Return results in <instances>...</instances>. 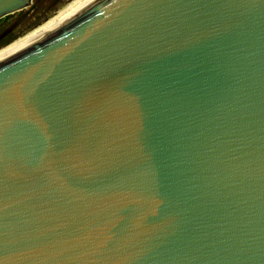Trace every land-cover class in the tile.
<instances>
[{"label":"water","instance_id":"1","mask_svg":"<svg viewBox=\"0 0 264 264\" xmlns=\"http://www.w3.org/2000/svg\"><path fill=\"white\" fill-rule=\"evenodd\" d=\"M0 264H264V0H0Z\"/></svg>","mask_w":264,"mask_h":264}]
</instances>
